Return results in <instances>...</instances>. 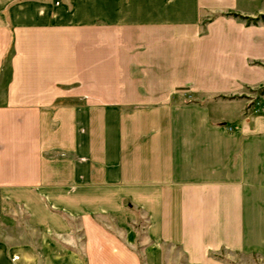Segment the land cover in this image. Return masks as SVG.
<instances>
[{
  "label": "crops",
  "instance_id": "crops-1",
  "mask_svg": "<svg viewBox=\"0 0 264 264\" xmlns=\"http://www.w3.org/2000/svg\"><path fill=\"white\" fill-rule=\"evenodd\" d=\"M264 0H0V264L264 257Z\"/></svg>",
  "mask_w": 264,
  "mask_h": 264
},
{
  "label": "rangeland",
  "instance_id": "rangeland-1",
  "mask_svg": "<svg viewBox=\"0 0 264 264\" xmlns=\"http://www.w3.org/2000/svg\"><path fill=\"white\" fill-rule=\"evenodd\" d=\"M232 13H236L237 15L234 16L232 15ZM221 15L224 16H232L235 18H239L242 20H245L246 22L248 21V19H250V23H257L259 21L260 18L264 17V15H260V16H255V17H250V16H246V15H242L240 13L237 12H223L221 13ZM260 89H258V91H256L258 94H261L259 92ZM222 259L225 260L226 264H264V257L262 256H258V255H250V256H235L234 258H226V256L224 254L221 255Z\"/></svg>",
  "mask_w": 264,
  "mask_h": 264
},
{
  "label": "trees",
  "instance_id": "trees-1",
  "mask_svg": "<svg viewBox=\"0 0 264 264\" xmlns=\"http://www.w3.org/2000/svg\"><path fill=\"white\" fill-rule=\"evenodd\" d=\"M232 15L236 16L237 14L236 13H232ZM249 21H250V19H248L247 23H250ZM255 64H259V65L264 66V64L263 63H260V62H255ZM259 92L261 94L264 93V87H261L260 90H259Z\"/></svg>",
  "mask_w": 264,
  "mask_h": 264
}]
</instances>
